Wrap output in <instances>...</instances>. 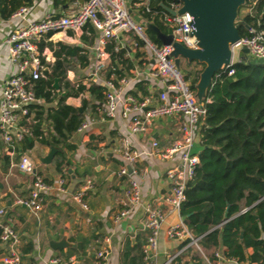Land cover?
I'll return each mask as SVG.
<instances>
[{
  "label": "crops",
  "instance_id": "obj_1",
  "mask_svg": "<svg viewBox=\"0 0 264 264\" xmlns=\"http://www.w3.org/2000/svg\"><path fill=\"white\" fill-rule=\"evenodd\" d=\"M28 1L31 5L26 21L20 17L3 16L2 6H0V108L5 84L17 73L16 66L9 58L7 39L10 34L27 22L41 21L48 14L71 15L85 2L84 0H70L57 8L56 0ZM127 4L137 22L147 27L153 24L149 23L145 17V13H148L146 9L150 7L151 1L127 0ZM165 26L167 31L157 27L163 33H167L171 26L168 23ZM100 36L99 31L88 25L79 32L53 34L40 44V47L44 46L42 53L47 58L45 64L48 66V72L54 77V84L56 80L58 81V88H55L52 101L40 100L37 105L38 111L36 112L43 114L41 125L46 134L57 135L49 116L54 110L59 109V101L64 95V91L60 90V85L63 86L66 82L87 87L91 84H99L92 78V74L97 60L96 49ZM50 44L54 45L55 50L58 44L79 50L73 58L65 57L63 54L69 62L65 67L64 77L53 75L57 57L50 48ZM113 45L116 46V51L125 50V60H129L133 65L127 77L129 80L127 93L136 92V85L141 82H145L144 85L151 92L163 89V85L151 77L155 63L151 52L139 43L134 35H121L120 38L108 43L107 68L112 64L109 50ZM82 56H87L86 62L81 59ZM181 68L185 75L187 72L194 75L195 72L204 69L201 65L188 63L185 59H181ZM103 77L105 78V74ZM142 95L139 93L137 96ZM84 101L89 103L86 107L83 106ZM65 104L74 107L81 115H84L89 127L84 132L77 131L69 138L68 141L75 146V150L64 148L66 160L62 168L63 172L58 168L55 157L49 165L42 161L50 154L53 146L41 143L33 134L29 136L30 140L34 139L31 147L23 141L9 146L4 142L3 132L0 129L1 224L9 223L14 227L20 239L19 249L22 259L26 264H45L55 258L67 264H94L96 252L104 246L106 239H110L108 264H146L145 250L150 232L146 225L147 216L144 207H137L127 217L120 218L121 202L125 199L128 189L126 179L119 176L123 165L119 152L120 143L123 138L130 137L133 147L144 154L142 160L135 166L136 173L132 176L140 185L143 205H151L166 211L167 201L172 193V185L167 172L178 165L180 157L176 156L170 161H164L150 155V152L152 143L155 141L160 146L166 147L178 140L181 135L180 125L184 118L171 116L156 122L146 135L130 136L128 120L123 118L121 110L115 116L107 117L104 114L105 104L94 108L91 96L87 92L79 97L67 98ZM200 126L197 128L196 137V152L199 154L202 150L199 136ZM57 150L58 153L61 152L60 148ZM25 157L33 162L36 172L49 186V190L43 194L42 210L38 216H34L22 203L30 198L34 180L33 176L19 169V164ZM63 178L65 185L61 186L60 182ZM88 182L92 183L93 190L86 193L83 203L87 208H84L74 198ZM182 223L184 221L179 214L166 216L161 229L158 250L150 258V264H168V261L173 258V264H198L200 261L207 264L196 247L191 246V243L184 245L187 240L171 239L168 236V230L171 227L180 226ZM53 243H64V245L53 249L51 247ZM8 250V245L0 240V264ZM204 251L212 264H231L222 255L224 248L218 251L215 249L208 251L204 249ZM142 252L144 258L141 263L139 258ZM217 253L221 254L220 258H216ZM247 253L252 254L253 250L249 249Z\"/></svg>",
  "mask_w": 264,
  "mask_h": 264
},
{
  "label": "built area",
  "instance_id": "obj_2",
  "mask_svg": "<svg viewBox=\"0 0 264 264\" xmlns=\"http://www.w3.org/2000/svg\"><path fill=\"white\" fill-rule=\"evenodd\" d=\"M151 1V0H147ZM181 8L179 2L171 3L168 8L178 11ZM252 9H248L251 12ZM29 8H21L14 16L27 20ZM165 21L173 28L175 41L190 49L197 48V39L192 35L193 18L189 14L177 17L166 15ZM88 25L100 32L98 41L97 60L92 78L96 80L106 90V102L104 114L113 117L121 110L123 118L128 120L130 136L146 135L153 125L171 116H182L184 119L180 125L181 135L172 145L162 147L158 142L152 143L150 155L156 156L164 161H170L176 156L180 157L177 166L170 168L167 177L172 185V193L167 201V209L163 211L151 205H143L141 188L138 182L133 179L136 173L135 166L139 163L144 154L133 147L130 137L121 140L119 152L123 165L119 171V176L126 179L128 189L126 197L121 202L120 218L127 217L135 208L143 206L146 212V225L150 232L147 248L145 250L146 264H150L159 245V238L163 222L169 214H179L183 204L186 202V190L189 183L194 179L198 166L200 165L199 153L196 152L197 128L201 125L206 115L205 102L200 106L196 98V92L192 88L191 82L181 71L172 53V46L155 44L148 35V27L137 22L127 4V0H89L80 5L78 9L68 16H55L48 14L38 22H27L14 30L7 44L9 47V58L16 66L17 73L14 74L5 84L2 92V104L0 108V129L3 132L4 142L13 146L15 142L22 141L27 136H32L31 130L22 124L28 118L31 119V109L37 106V99L34 90V81L45 77L48 68L45 62L47 58L40 49V44L48 36L61 32H79ZM249 35L240 39L233 47V61L230 66L217 74L216 79L223 76H234L232 69L236 63H242V58L236 55L248 50V55L264 62V32H257L254 29L248 30ZM121 35H134L138 42L143 44L152 54L155 63L151 71V77L163 85L159 91H150L148 95L135 96L126 92L129 80H107L103 77L109 55L107 45L110 41L120 38ZM138 46V44H136ZM44 59V61H43ZM89 127L88 123H83L79 132H84ZM19 169L30 176H33L32 190L30 198L23 203L34 216L42 210V197L49 190L48 184L43 177L36 172L33 162L25 157L19 164ZM65 185L64 178L60 182ZM93 190L91 182L75 196V200L87 208L83 199L88 191ZM171 239L190 240L191 246L197 248L199 253L212 264L205 255L204 249L198 244L184 223L180 226L171 227L168 230ZM0 240L9 247L8 252L2 257V264H26L23 262L22 253L19 249L20 239L14 227L0 222ZM110 239H106L104 246L96 252L94 264H108ZM221 254L217 253L216 258ZM174 258L168 261L173 264ZM44 264V263H36ZM45 264H67L55 258Z\"/></svg>",
  "mask_w": 264,
  "mask_h": 264
},
{
  "label": "trees",
  "instance_id": "obj_3",
  "mask_svg": "<svg viewBox=\"0 0 264 264\" xmlns=\"http://www.w3.org/2000/svg\"><path fill=\"white\" fill-rule=\"evenodd\" d=\"M69 1L56 0L55 6L58 8ZM84 1L86 3L89 0ZM176 2L151 0L150 7L146 9L148 13H145L147 21L167 31V8ZM30 5L28 0H0L1 13L6 17L14 16L21 8H29ZM244 8L252 10L243 20L251 29L264 32V0H248ZM239 33L241 38L250 34L244 27L239 28ZM148 35L155 44L162 45L149 30ZM49 46L57 57L53 75L64 77L69 62L63 54L73 58L79 50L61 44L57 45V50L54 45ZM43 47L41 45V51ZM109 51L112 64L106 69L105 78H127L133 65L125 60V50L116 51L113 45ZM81 59L86 62L87 56ZM242 60V63L233 66L234 76L215 78L208 92L206 115L199 129L202 147L200 165L188 185L186 202L180 215L185 218L184 224L203 249L218 251L224 248L222 255L231 264H264V62L250 59L249 56H244ZM201 72H195L194 75L186 73L192 88L198 83ZM45 73L44 78L33 82L34 90L37 99L50 102L55 94L54 77L48 70ZM144 84H137V93L133 91L131 94L148 95L150 91ZM60 90L64 91V95L59 101V109L49 116L56 136L46 134L42 129L43 114L36 112L38 106L31 109L32 120L26 118L22 124L41 143L61 149L55 156V162L63 172L66 160L64 148L75 150L68 140L85 123L84 115L66 105V99L87 92L94 108H99L100 104L106 102V90L98 84L87 87L70 82L60 85ZM88 104V101L83 102L85 107ZM22 141L29 147L34 143V139L30 140L29 136ZM189 243L190 240H187L184 245ZM249 249L253 250L252 254L247 253ZM143 258L142 252L139 258L141 263ZM198 264L204 263L200 261Z\"/></svg>",
  "mask_w": 264,
  "mask_h": 264
},
{
  "label": "water",
  "instance_id": "obj_4",
  "mask_svg": "<svg viewBox=\"0 0 264 264\" xmlns=\"http://www.w3.org/2000/svg\"><path fill=\"white\" fill-rule=\"evenodd\" d=\"M177 1L181 4V8L177 12L167 8V12L172 17L189 14L193 18L192 35L197 39V48L190 49L176 42L172 27L167 33H163L157 26L149 24L148 30L155 34L163 46L173 47L172 57L179 68H181V59L204 66L198 83L193 86L198 103L203 106L217 74L230 66L233 61V47L241 39L239 28L250 30L244 20H239V14L248 0ZM248 53V50L244 49L239 52V56L243 58ZM54 87L58 88L57 80ZM57 153V148L52 147L50 154L42 160L43 163L51 164ZM63 245L64 243H53L51 247L56 249L57 246Z\"/></svg>",
  "mask_w": 264,
  "mask_h": 264
},
{
  "label": "rangeland",
  "instance_id": "obj_5",
  "mask_svg": "<svg viewBox=\"0 0 264 264\" xmlns=\"http://www.w3.org/2000/svg\"><path fill=\"white\" fill-rule=\"evenodd\" d=\"M247 12H248V8L242 9L240 14H239V20H243L244 16L247 14ZM238 54H239V51L237 50L236 55H238ZM249 58L251 59L253 57L249 56ZM252 60L255 61L254 59H252ZM181 71L184 73L183 68H181Z\"/></svg>",
  "mask_w": 264,
  "mask_h": 264
}]
</instances>
